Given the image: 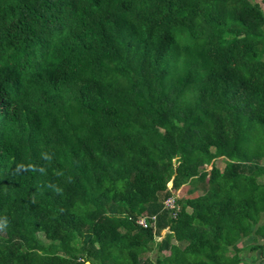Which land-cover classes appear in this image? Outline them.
<instances>
[{"label":"trees","instance_id":"trees-1","mask_svg":"<svg viewBox=\"0 0 264 264\" xmlns=\"http://www.w3.org/2000/svg\"><path fill=\"white\" fill-rule=\"evenodd\" d=\"M87 263L264 264V0H0V264Z\"/></svg>","mask_w":264,"mask_h":264},{"label":"rangeland","instance_id":"rangeland-1","mask_svg":"<svg viewBox=\"0 0 264 264\" xmlns=\"http://www.w3.org/2000/svg\"><path fill=\"white\" fill-rule=\"evenodd\" d=\"M255 1V0H254ZM257 1V0H256ZM177 161V157L175 159ZM217 165L220 166V167H223L224 166V162L223 161H217ZM170 186V185H169ZM189 188L190 186L187 184V185H184L177 193L176 195L179 196V197H182V196H188L189 193ZM197 194H195L196 196ZM164 234V233H163ZM254 241H253V237H250V238H246V239H243L242 242H241V245L242 246H246V245H250V244H253ZM257 255V257L259 258V251H256V252H249V253H246L245 255V261L246 262H250V258H251V255ZM88 264V263H87Z\"/></svg>","mask_w":264,"mask_h":264},{"label":"built area","instance_id":"built-area-1","mask_svg":"<svg viewBox=\"0 0 264 264\" xmlns=\"http://www.w3.org/2000/svg\"><path fill=\"white\" fill-rule=\"evenodd\" d=\"M166 205L168 206V207H173V205H174V199H169L167 202H166ZM139 224H141L142 226H145L146 225V222H145V219H140L139 220Z\"/></svg>","mask_w":264,"mask_h":264}]
</instances>
